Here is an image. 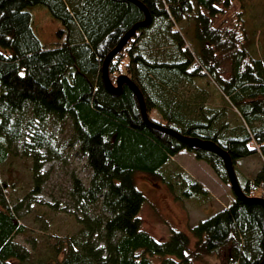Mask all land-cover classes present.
<instances>
[{
	"label": "trees",
	"instance_id": "1",
	"mask_svg": "<svg viewBox=\"0 0 264 264\" xmlns=\"http://www.w3.org/2000/svg\"><path fill=\"white\" fill-rule=\"evenodd\" d=\"M139 1L150 23L137 28L112 58L111 80L119 74L131 79L151 121L227 152L243 193L260 190L264 198V38L257 37L256 27L214 25L233 0ZM234 1L246 7L247 0ZM34 5L45 6L61 23L63 42H40L27 9ZM143 19L144 12L128 0H0V172L22 144L34 153L30 194L39 193L45 182L39 160L49 158L39 150L50 155L52 145L29 128L44 130L48 124L69 128L70 145L90 170L87 185L71 178L78 229L45 235L42 252L16 241L27 232L18 219L25 199L13 196L16 180L0 176V264L262 263L264 206L245 203L232 190L230 202L191 225L190 235L171 228L166 239H157L141 228L145 196L134 184L136 172L161 180L178 200L204 201L210 193L201 182L181 169H167L187 150L229 185L221 156L189 148L146 124L127 85L119 94L105 87L106 55ZM223 62L226 71L220 69ZM202 82L215 90L222 106L207 101ZM189 84L196 91L184 95ZM252 155L263 163L247 178L236 162Z\"/></svg>",
	"mask_w": 264,
	"mask_h": 264
},
{
	"label": "rangeland",
	"instance_id": "2",
	"mask_svg": "<svg viewBox=\"0 0 264 264\" xmlns=\"http://www.w3.org/2000/svg\"><path fill=\"white\" fill-rule=\"evenodd\" d=\"M246 7L234 1L225 15L217 16L214 25L219 27H242L258 29L257 37L264 38V0H247ZM32 16L31 26L42 44L50 45L65 40V34L60 30L61 23L54 19L43 5H34L27 8ZM242 10V13H241ZM241 19H244L242 21ZM192 41L191 38H188ZM193 42V41H192ZM222 71L228 70L226 63L220 64ZM227 76V72L224 74ZM114 81V80H113ZM200 91L209 103L222 106L217 93L207 83H198ZM196 91L193 85L183 88L184 95ZM214 101V102H213ZM152 117V116H151ZM153 119L157 118L156 112ZM34 130L41 137H47L51 142V154L40 149L39 153L49 158L41 161L40 173L45 174V182L41 191L30 194L32 188V167L34 159L28 148L19 144L15 148L13 157L1 166V178L6 180L8 175L17 181L13 193L16 200L25 199L19 211V221L25 225V235H18L16 241L27 248L34 247L44 251V236L47 234L64 235L78 229L76 219L80 217L78 208L72 204L69 196L72 175L79 177L87 185L90 170L85 159L76 153L74 146L70 145L69 128H53L50 124L45 128L31 126L30 134ZM51 131V136L49 132ZM24 141L29 142L28 136ZM263 159L259 155L238 160L236 168L247 178H253L262 166ZM167 169L183 170L190 177L201 182L209 191L210 196L199 202L197 199L178 200L167 184L157 178L136 172L133 176L134 184L145 196V202L139 212L141 228L157 239H166L171 228L182 230L190 235V226L199 219L225 207L232 198V191L228 184L222 182L203 160H198L194 155L182 150L176 154L167 165ZM260 190H255L252 196L261 197ZM14 264V262H13Z\"/></svg>",
	"mask_w": 264,
	"mask_h": 264
},
{
	"label": "water",
	"instance_id": "3",
	"mask_svg": "<svg viewBox=\"0 0 264 264\" xmlns=\"http://www.w3.org/2000/svg\"><path fill=\"white\" fill-rule=\"evenodd\" d=\"M128 1L137 5L144 12V19L138 23H135L120 38V40L118 41L116 46L106 55V57L102 63V68H101V76H102V80H103L105 87L111 93L119 94L122 90V86L124 84L127 85L133 91V93L135 94V96L137 98L142 119H143V121H145L146 124L150 125L151 127L156 128V129H159L160 131H163L165 133H168V134L176 137L180 141H183L189 148H201V149H206V150H210V151L217 153L219 156L222 157V159L224 161L226 172H227V175L229 178V185H230L231 190L234 192V194L239 199L244 201L245 203L258 202L264 206V198L263 197L247 196L243 193V191L241 190V188L239 186L238 180L236 178V174H235L234 169H233V164H232L231 158L227 152L222 150L219 146H217L213 142L200 140L198 138H190V137L180 135L170 128L164 127L162 125L156 124L155 122L151 121L147 115L142 94L139 91L138 87L131 81V79L125 74H119L114 79V81L111 80L108 67H109V63L112 60V58L117 53H119L120 50L126 45V43L129 41V39L136 32L137 28L146 26L150 23V13H149L148 9L145 7V5L139 0H128ZM261 264H264V257H263Z\"/></svg>",
	"mask_w": 264,
	"mask_h": 264
},
{
	"label": "crops",
	"instance_id": "4",
	"mask_svg": "<svg viewBox=\"0 0 264 264\" xmlns=\"http://www.w3.org/2000/svg\"><path fill=\"white\" fill-rule=\"evenodd\" d=\"M248 158V157H247ZM243 159H245V158H243Z\"/></svg>",
	"mask_w": 264,
	"mask_h": 264
}]
</instances>
